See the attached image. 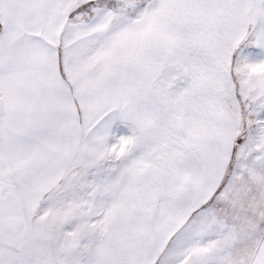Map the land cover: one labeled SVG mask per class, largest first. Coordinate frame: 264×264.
Returning <instances> with one entry per match:
<instances>
[{"label": "snow or ice", "instance_id": "obj_1", "mask_svg": "<svg viewBox=\"0 0 264 264\" xmlns=\"http://www.w3.org/2000/svg\"><path fill=\"white\" fill-rule=\"evenodd\" d=\"M0 264H264V0H0Z\"/></svg>", "mask_w": 264, "mask_h": 264}]
</instances>
